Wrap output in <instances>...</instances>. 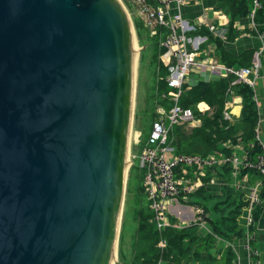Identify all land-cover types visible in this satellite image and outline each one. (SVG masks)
<instances>
[{"label":"water","instance_id":"water-1","mask_svg":"<svg viewBox=\"0 0 264 264\" xmlns=\"http://www.w3.org/2000/svg\"><path fill=\"white\" fill-rule=\"evenodd\" d=\"M133 41L117 0H0V264H114Z\"/></svg>","mask_w":264,"mask_h":264},{"label":"built area","instance_id":"built-area-1","mask_svg":"<svg viewBox=\"0 0 264 264\" xmlns=\"http://www.w3.org/2000/svg\"><path fill=\"white\" fill-rule=\"evenodd\" d=\"M120 1L126 11L130 10L131 15L141 21L151 38H160L159 46L164 51L159 59L168 72L164 82L168 88L177 93L171 99L169 109H157V117L152 122L146 146L137 156L138 168L143 172L142 187L148 210L151 213L150 221L158 231H163L170 225V208L175 204L189 203L190 195L202 186L207 170L226 168L235 174L240 170H250L264 177V143L260 141V121L257 122L255 128L254 140L259 143L261 150L254 160L249 158L253 144L244 147L239 140L235 144L230 141L222 144V147L230 150L228 155L220 152L206 156L177 154L168 145V136L173 127H195L200 123L194 118L191 108L179 105L183 87L189 85L188 78H198V82L199 80L210 81L220 79V77H231L233 81L226 95H232L231 86L237 84L246 85L254 91L261 64L258 54H255L250 67L222 66L209 56V52L204 50L208 38L197 33L205 26L211 34L223 37L222 30L208 22L209 16L213 14L206 10L195 22L185 20L181 14L182 8L197 5L201 0ZM251 3V17L253 18L255 12L261 8V0H251ZM258 35L261 40H264V30L258 32ZM200 54L204 57L200 58ZM196 109L200 113L206 110L201 108L200 104L196 105ZM223 115L225 120L229 119L226 111ZM134 158L135 156H132V159ZM262 192H264V182L260 180L256 186L249 188L245 200L248 215L245 220L246 230L243 234L250 256L256 259L255 264H260L259 252L251 247V244L256 241V234L250 228L254 225L252 212L257 205L262 203ZM191 210L195 216V223L202 224L206 220V213L201 206L191 204ZM187 224L192 223L188 221ZM157 248L165 249L166 242L160 239Z\"/></svg>","mask_w":264,"mask_h":264},{"label":"crops","instance_id":"crops-1","mask_svg":"<svg viewBox=\"0 0 264 264\" xmlns=\"http://www.w3.org/2000/svg\"><path fill=\"white\" fill-rule=\"evenodd\" d=\"M240 2L241 0H201L197 5L182 8L181 14L189 22H195L206 10L213 14V16H209L208 22L218 26L223 32V37L211 34L205 26L197 34L208 38L204 50H207L209 56L219 65L249 67L253 63L255 54L259 55L261 69L259 77L255 81L254 100L259 113L260 141L264 143V40H261L258 35V31L264 29V0H261V4H263L261 14L253 16V18L251 17L250 3L248 7L250 13L248 12L245 17L241 16L242 13L237 10ZM217 44L221 45L225 56L219 54ZM199 57L203 58L204 56L200 54ZM227 78L220 77V79L210 81ZM197 80L198 78L195 77L188 78L189 85L184 86L185 90L193 87ZM198 104L206 110L204 113H200L196 106L193 108L194 110L192 109L194 118L200 122L195 126L196 128L201 125V117H207L214 113V109L206 103ZM195 110H197V115H195ZM224 111L229 115L227 121L230 124H235L241 113V98L234 93L227 95L223 114ZM171 137H173L172 133ZM168 144L170 147L172 146L170 143ZM137 156L134 159L138 163ZM259 182L258 176L249 173L243 174L241 170L236 174L224 168L207 170L206 177L202 180V186L190 195L189 203L175 204L170 208V225L163 232L168 238L167 256L155 264H225L227 250H231L234 255L232 264H255L256 259L250 256L246 248L243 232L240 237L229 242L226 237L214 233L211 222L217 221L222 215L215 209L216 205L219 204L220 208H223L224 205L221 206V204L225 203L227 198L228 202L241 200L246 203L249 188L256 186ZM192 203L201 206L206 213L207 218L202 224L194 222ZM261 205H263V209L260 218L254 225L256 241L251 244V247L258 250L259 263L264 264V201ZM247 215L248 210L244 206L237 220L238 226L244 231L246 230ZM188 221H191L192 224L188 225ZM130 260L121 264H129Z\"/></svg>","mask_w":264,"mask_h":264},{"label":"trees","instance_id":"trees-1","mask_svg":"<svg viewBox=\"0 0 264 264\" xmlns=\"http://www.w3.org/2000/svg\"><path fill=\"white\" fill-rule=\"evenodd\" d=\"M249 3L251 7V0H241V2L239 3L237 10L238 12L242 13L241 16L245 17L248 12L250 13V11L248 10ZM262 8L263 4H261L260 10L255 12L254 16H256L257 14H261ZM133 18L135 19L134 25L137 32L138 43L141 44L139 36L141 37L142 32H145L148 38L153 41V46L156 48L155 52L158 58L164 51L163 48L159 46L160 38H151L149 36V32L143 27L141 21H139L135 17ZM263 30H259L258 32H262ZM217 50L221 56H225V52L223 51L220 44H217ZM157 64L160 68V80L164 81L163 79L168 74L167 69L164 68L160 63ZM229 67L234 66L231 65ZM232 81L233 78L231 77L218 81H199L187 91L185 90V87H183L182 93L179 97L180 106L192 109L195 108L198 103L204 102L214 109V113L210 117H201V125L189 133L182 131L179 132V128H182L183 126L172 128V132L170 131V137L168 138V143L172 145L171 147H173L175 153L206 156L214 152H220L228 155L230 153V150L222 147V144L226 141H230L235 144L237 143V140H239V143H241L244 147L253 144V147L250 149V160H254L255 157L260 153L261 148L259 146V143L254 140V132L257 122L259 121V113L254 100V91L250 87L243 84L231 86V91L234 89L233 93L241 98V113L238 121L235 124H230L227 120L224 119L223 108L226 98L225 94ZM163 83L165 87L168 88L165 82ZM167 104L168 103L166 102L165 109H169L171 102L168 105ZM196 111L197 110H195V115H197ZM156 117L157 115L155 114L154 120L156 119ZM152 122L150 124V129ZM171 133L172 136L174 135L173 140V137H171ZM148 135L146 137V140L140 146V150H142V148L146 146ZM140 172L141 178H143V172L141 170ZM241 172L243 174H254L264 182V177L255 171L241 170ZM137 194L138 196L136 197L140 200L139 203H141L142 205V210H139L137 212L139 224L135 232L136 234L134 235L132 244L133 254L129 264H155L159 260H162L167 256L166 250L168 248V238L165 237V234H163L165 229L163 231H158L155 228L154 224L151 223V213L148 210L144 192L140 194L137 190ZM261 200L264 201V192L261 193ZM222 205H224L223 208H220L219 204L216 205L215 209L221 212L222 215L220 218H218L217 221H212L211 226L215 234L221 237H226L228 241L231 242L232 239L240 237L242 235V232H244V230H242L238 226L237 220L241 215L242 208L247 204L245 202H242L241 200L237 202H228L227 198L226 202L222 203L221 206ZM262 209L263 205L260 204L257 205L253 210L252 218L254 225L259 220ZM254 225L250 228L251 231H254ZM160 239H163L166 242V248L163 250L157 248V244ZM233 259V253L231 252V250H227L225 264H232L231 262Z\"/></svg>","mask_w":264,"mask_h":264},{"label":"rangeland","instance_id":"rangeland-1","mask_svg":"<svg viewBox=\"0 0 264 264\" xmlns=\"http://www.w3.org/2000/svg\"><path fill=\"white\" fill-rule=\"evenodd\" d=\"M126 13L130 17L134 28V40L138 51H136L134 55L136 64L134 66L135 73L132 121L127 154V171L122 214L117 237L114 264H121L122 262H127L131 259L133 254L132 244L134 235L136 234L135 232L139 224L137 212L142 210V205L139 203L140 200L136 197L138 196L137 190L140 194L143 193L141 186V172L137 167L138 163L135 159H132V156L136 157V155L139 154L141 148L140 146L146 140L150 124L155 118L157 109L165 108L166 102L169 104L173 96L177 94L174 90L166 88L163 83L164 81L160 80V68L157 63H160L163 67L164 65L161 63L159 57L157 58L156 56V48L153 46V41L148 38L145 32H142L141 37L139 36L141 44L138 43L137 32L134 25L135 19L131 15L132 12L130 10H127ZM210 116L212 115H209V117ZM195 128L196 127L192 128L183 126L182 128H179V132L182 131L189 133Z\"/></svg>","mask_w":264,"mask_h":264},{"label":"bare ground","instance_id":"bare-ground-1","mask_svg":"<svg viewBox=\"0 0 264 264\" xmlns=\"http://www.w3.org/2000/svg\"><path fill=\"white\" fill-rule=\"evenodd\" d=\"M117 2L121 5V1L120 0H117ZM133 50H134V54H133V70H134V66L136 64V60H134V55H135V52L138 51L137 47H136V42L135 40L133 41ZM135 73V72H134ZM129 141H130V134H129V137H128V145H129ZM127 145V147H128ZM127 171V156H126V164H125V172ZM114 256H115V253H114ZM116 257V256H115ZM113 261H115L114 257H113Z\"/></svg>","mask_w":264,"mask_h":264}]
</instances>
